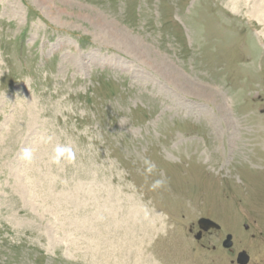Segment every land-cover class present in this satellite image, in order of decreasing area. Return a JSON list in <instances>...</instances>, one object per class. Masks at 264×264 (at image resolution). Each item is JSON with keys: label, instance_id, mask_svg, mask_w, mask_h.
<instances>
[{"label": "rangeland", "instance_id": "374dc122", "mask_svg": "<svg viewBox=\"0 0 264 264\" xmlns=\"http://www.w3.org/2000/svg\"><path fill=\"white\" fill-rule=\"evenodd\" d=\"M258 4L0 0V264H264Z\"/></svg>", "mask_w": 264, "mask_h": 264}, {"label": "clouds", "instance_id": "9594fccd", "mask_svg": "<svg viewBox=\"0 0 264 264\" xmlns=\"http://www.w3.org/2000/svg\"><path fill=\"white\" fill-rule=\"evenodd\" d=\"M50 139V138H49ZM24 158L31 159L32 158V149H25L24 151ZM75 160V152L70 145H58L55 150L54 154L51 157V163L55 165H60L63 161L73 162ZM146 174H151L155 170V164L152 163L150 160H145ZM165 184L163 180H156L152 184V188H158Z\"/></svg>", "mask_w": 264, "mask_h": 264}, {"label": "water", "instance_id": "95a60500", "mask_svg": "<svg viewBox=\"0 0 264 264\" xmlns=\"http://www.w3.org/2000/svg\"><path fill=\"white\" fill-rule=\"evenodd\" d=\"M199 227L203 230H207L209 228H219L216 224H214L213 222H211L210 220L207 219H200L198 221ZM231 237L227 236L226 241L223 243V246L228 248L231 246V241H230ZM248 261V257L245 255V253H240L238 255V259L237 262L239 264H246Z\"/></svg>", "mask_w": 264, "mask_h": 264}, {"label": "bare ground", "instance_id": "6f19581e", "mask_svg": "<svg viewBox=\"0 0 264 264\" xmlns=\"http://www.w3.org/2000/svg\"><path fill=\"white\" fill-rule=\"evenodd\" d=\"M251 12H253V11H251ZM253 13H255V16H261V18H262V16H263V18H264V7L263 6H261V5H259L258 4V6L255 8V10H254V12ZM260 18V19H261ZM264 26V25H263ZM131 214V213H130ZM128 216V215H127ZM110 217V216H109ZM139 217V216H138ZM126 218V217H125ZM146 218V217H145ZM88 220V219H87ZM128 220V219H127ZM89 221V220H88ZM87 225V224H86ZM90 225V224H89ZM152 233V232H151ZM134 246V245H133ZM96 250V249H95ZM135 252V251H134ZM142 255V254H141ZM130 256V255H129ZM135 257V256H134ZM133 257V258H134ZM137 258H138V256H136ZM139 257H141V256H139ZM136 258V259H137ZM135 259V258H134ZM139 259V258H138ZM127 260V259H126ZM131 260H132V258H131ZM128 261V260H127ZM135 261V260H134ZM140 261V260H139ZM139 261H138V263H139ZM144 262V261H143ZM126 263V262H125ZM134 263V262H133ZM136 263H137V261H136ZM140 263H141V261H140ZM142 264V263H141Z\"/></svg>", "mask_w": 264, "mask_h": 264}, {"label": "flooded vegetation", "instance_id": "af4514ba", "mask_svg": "<svg viewBox=\"0 0 264 264\" xmlns=\"http://www.w3.org/2000/svg\"><path fill=\"white\" fill-rule=\"evenodd\" d=\"M201 234H202V233L199 234V237H200ZM196 235H197V234H196Z\"/></svg>", "mask_w": 264, "mask_h": 264}]
</instances>
